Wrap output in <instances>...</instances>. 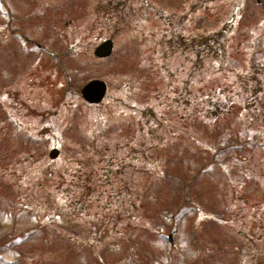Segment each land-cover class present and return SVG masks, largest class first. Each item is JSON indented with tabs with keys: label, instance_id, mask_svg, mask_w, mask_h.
Instances as JSON below:
<instances>
[{
	"label": "rangeland",
	"instance_id": "374dc122",
	"mask_svg": "<svg viewBox=\"0 0 264 264\" xmlns=\"http://www.w3.org/2000/svg\"><path fill=\"white\" fill-rule=\"evenodd\" d=\"M0 264H264V0H0Z\"/></svg>",
	"mask_w": 264,
	"mask_h": 264
},
{
	"label": "water",
	"instance_id": "95a60500",
	"mask_svg": "<svg viewBox=\"0 0 264 264\" xmlns=\"http://www.w3.org/2000/svg\"><path fill=\"white\" fill-rule=\"evenodd\" d=\"M113 50V41L107 39L97 45L93 51V55L97 59H106L110 57ZM107 86L106 83L101 80H91L86 83L81 89L82 99L88 104H99L105 94ZM58 156V150L54 149L50 152L49 158L55 159Z\"/></svg>",
	"mask_w": 264,
	"mask_h": 264
}]
</instances>
